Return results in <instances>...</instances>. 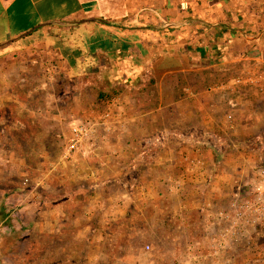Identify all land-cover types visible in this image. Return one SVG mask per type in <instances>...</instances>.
<instances>
[{
  "label": "crops",
  "instance_id": "1",
  "mask_svg": "<svg viewBox=\"0 0 264 264\" xmlns=\"http://www.w3.org/2000/svg\"><path fill=\"white\" fill-rule=\"evenodd\" d=\"M23 43L35 53L54 50L74 82L92 77L101 98L121 104L124 120L111 141L105 135L83 148L96 153L81 174V192L94 194L95 210L105 199L116 216L139 199L164 198L157 187L179 178L181 155L212 147L206 141L215 133L235 139L232 147L257 149L264 165V0H0V61L23 52ZM85 109L79 104L73 116ZM60 162L65 172L69 160ZM119 178L149 184L140 195L121 189ZM73 193L64 188L63 202ZM182 204L175 210L187 209Z\"/></svg>",
  "mask_w": 264,
  "mask_h": 264
},
{
  "label": "rangeland",
  "instance_id": "2",
  "mask_svg": "<svg viewBox=\"0 0 264 264\" xmlns=\"http://www.w3.org/2000/svg\"><path fill=\"white\" fill-rule=\"evenodd\" d=\"M33 50L12 51L0 61V264H264L262 224L248 228L242 237H226L219 259L205 258L224 230L223 224L213 225L216 212L228 210L238 194L249 198L253 171L261 164L254 156L257 149L251 152L243 142L232 147L235 139L215 133L218 148L206 141L212 147L199 150L206 162L205 181L188 182L180 195L172 191L171 181L158 183L164 198L139 199L129 212L122 208L116 216L110 215L106 196L97 211L94 194L81 192L87 183L81 177L87 170L83 161L93 162L95 149L70 153L71 129L86 120L96 123L112 111L109 131L103 137L100 131L88 145L105 135L109 140L117 123H123L122 112H117L121 104L116 97L101 98L92 77L83 74L74 82L69 65L54 50ZM78 102L87 111L75 117ZM241 157L247 161L240 163ZM61 159L69 160L65 172ZM121 179V189L140 195L149 184ZM64 188L74 192L66 202ZM177 201L183 207L188 202L187 209L175 210ZM156 211L158 216L153 215ZM116 221L119 231L113 227Z\"/></svg>",
  "mask_w": 264,
  "mask_h": 264
},
{
  "label": "built area",
  "instance_id": "3",
  "mask_svg": "<svg viewBox=\"0 0 264 264\" xmlns=\"http://www.w3.org/2000/svg\"><path fill=\"white\" fill-rule=\"evenodd\" d=\"M241 80L238 79L237 83L240 84ZM248 81L254 83L252 77H249ZM111 104H114V101ZM113 118L114 113L108 111L101 117L99 116L96 123L86 120L74 125L71 129L74 139L68 149L70 153L83 150L100 131L108 132V122ZM227 120L232 123L233 117L229 115ZM190 152L186 151L181 155V174L178 179L171 181V189L178 195L182 194L188 182L200 183L205 181L207 177L206 162L199 150ZM248 195L249 198L245 199L238 194L231 202L228 210L216 212L213 225L223 224L224 230L220 238L215 239L216 242L212 246L211 254L205 258L219 259L226 249V237H242L248 228L259 224L264 226V165L256 167L254 182L250 186ZM201 257L196 256L193 259L199 260Z\"/></svg>",
  "mask_w": 264,
  "mask_h": 264
}]
</instances>
